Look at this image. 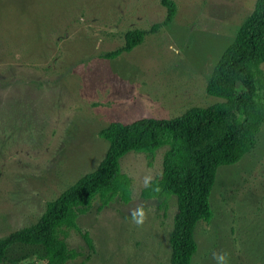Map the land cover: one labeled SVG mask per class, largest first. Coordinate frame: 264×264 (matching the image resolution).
<instances>
[{"label": "rangeland", "instance_id": "obj_1", "mask_svg": "<svg viewBox=\"0 0 264 264\" xmlns=\"http://www.w3.org/2000/svg\"><path fill=\"white\" fill-rule=\"evenodd\" d=\"M172 22L150 32L165 9L159 0H0V238L36 221L45 203L93 170L108 143L98 131L111 121L174 117L220 99L205 91L222 51L255 0H174ZM144 40L113 59L101 54ZM264 72V63L261 65ZM164 147L149 157L127 152L121 169L131 199L77 219L93 250L75 230L66 264H169L176 207L140 196L160 174ZM212 219L194 230L193 264H264V123L254 149L217 168L209 196ZM143 213L136 223L132 213ZM39 246L16 244L9 264H33ZM88 255V259L85 256Z\"/></svg>", "mask_w": 264, "mask_h": 264}, {"label": "trees", "instance_id": "obj_2", "mask_svg": "<svg viewBox=\"0 0 264 264\" xmlns=\"http://www.w3.org/2000/svg\"><path fill=\"white\" fill-rule=\"evenodd\" d=\"M165 9L150 32L171 23L177 11L174 0H159ZM140 28L124 33V44L101 54L113 59L131 51L145 37ZM264 0H255L239 25L232 42L222 51L205 86L208 95L220 100L208 106H192L174 117L143 116L111 121L98 131L108 143L96 167L77 178L54 199L45 203L40 216L0 238V264L16 244L39 246L42 255L33 264H66L81 255L66 238L75 230L93 250V241L77 222L97 200V211L118 200L131 199V178L121 169V158L130 151L152 157L164 147L162 169L141 188L144 199L174 198L176 207L169 233V264H193L197 251L194 230L213 217L209 196L217 168L239 161L256 146L264 123ZM88 259V255L85 256Z\"/></svg>", "mask_w": 264, "mask_h": 264}, {"label": "clouds", "instance_id": "obj_3", "mask_svg": "<svg viewBox=\"0 0 264 264\" xmlns=\"http://www.w3.org/2000/svg\"><path fill=\"white\" fill-rule=\"evenodd\" d=\"M133 219L135 220L136 223H141L142 222V218H143V213L140 211H134L132 213ZM218 261L220 262V264H223L224 261V256L221 255L219 257H217Z\"/></svg>", "mask_w": 264, "mask_h": 264}]
</instances>
